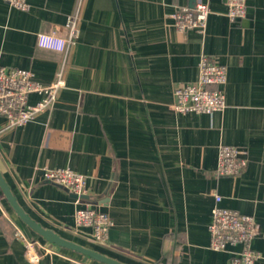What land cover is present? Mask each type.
Returning a JSON list of instances; mask_svg holds the SVG:
<instances>
[{
    "label": "crops",
    "instance_id": "obj_1",
    "mask_svg": "<svg viewBox=\"0 0 264 264\" xmlns=\"http://www.w3.org/2000/svg\"><path fill=\"white\" fill-rule=\"evenodd\" d=\"M201 2L210 8L205 28L182 33L174 14L194 0H27L25 12L0 0V66L45 85L62 70L65 83L53 107L25 126L6 129L0 117V176L30 220L121 264H229V253L209 249L218 195L221 207L255 218L251 248L264 264V0H246L238 23L226 0ZM72 16L78 38L65 56L37 46L38 34ZM203 57L226 68L225 108L174 112V90L196 82ZM222 145L248 161L234 177L217 175ZM46 169L84 176L81 204L45 181ZM84 205L112 221L105 246L76 226ZM16 229L35 242L37 263L26 260ZM0 264L103 263L47 242L0 188Z\"/></svg>",
    "mask_w": 264,
    "mask_h": 264
},
{
    "label": "built area",
    "instance_id": "obj_2",
    "mask_svg": "<svg viewBox=\"0 0 264 264\" xmlns=\"http://www.w3.org/2000/svg\"><path fill=\"white\" fill-rule=\"evenodd\" d=\"M12 8L25 12L29 9L27 0H2ZM226 16L231 23H238L246 16V0H226ZM210 8L201 0H194L191 7H180L174 14L175 27L179 32L194 29L203 30L206 26ZM76 16L68 19L65 26L49 33L37 35V46L65 54L78 38ZM67 30V31H66ZM67 32L65 36L64 33ZM226 83V68L216 60L203 57L198 68L197 80L174 90L172 109L181 114H212L225 108L223 86ZM65 83L62 70L57 73L52 84L45 85L35 81L30 72L18 68L0 66V117L6 121V129H16L35 120L50 110L55 104L60 89ZM37 95L35 103L29 98ZM244 154L234 146L222 145L218 149L217 175L234 177L247 165ZM45 181L64 187L75 196L76 203L81 204L87 195L86 178L70 169L43 170ZM215 204L211 210L208 226L209 249L215 252L229 253V264H255L259 258L251 243L258 235L255 218L235 210L221 207V197L214 196ZM78 228L91 229L92 241L105 246L112 226L110 218L97 212L89 205L79 207L74 213ZM14 237L24 244L25 258L30 263L39 260L35 252V242L28 240L16 229Z\"/></svg>",
    "mask_w": 264,
    "mask_h": 264
},
{
    "label": "water",
    "instance_id": "obj_3",
    "mask_svg": "<svg viewBox=\"0 0 264 264\" xmlns=\"http://www.w3.org/2000/svg\"><path fill=\"white\" fill-rule=\"evenodd\" d=\"M0 188H1L5 198L8 200L12 209L15 211V213L21 219V221L27 227H29L31 230H33L35 233H37L42 238H44L47 242L52 243V244L57 245V246H60V247H63V248H66V249L73 250L77 253H80L84 256H87V257H89L93 260H96L98 262H101L103 264H121V263L116 262L114 260H111L107 257H104V256H102V255H100L94 251L85 249L79 245L72 243V242H68L66 240H63V239L59 238L57 235H55L53 232L41 228L39 225L34 223L32 220H30L23 213V211L19 208L16 201L14 200L12 195L10 194V192H9L7 186L5 185L4 181L2 180L1 176H0ZM74 198H75V196H74Z\"/></svg>",
    "mask_w": 264,
    "mask_h": 264
},
{
    "label": "rangeland",
    "instance_id": "obj_4",
    "mask_svg": "<svg viewBox=\"0 0 264 264\" xmlns=\"http://www.w3.org/2000/svg\"><path fill=\"white\" fill-rule=\"evenodd\" d=\"M93 242V241H92ZM94 243V242H93ZM95 244V243H94ZM97 245V244H96ZM97 247V246H96ZM94 249H97V248H94Z\"/></svg>",
    "mask_w": 264,
    "mask_h": 264
}]
</instances>
